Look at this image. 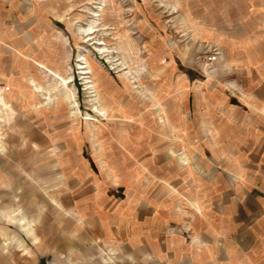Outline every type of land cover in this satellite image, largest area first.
Here are the masks:
<instances>
[{"label": "rangeland", "instance_id": "374dc122", "mask_svg": "<svg viewBox=\"0 0 264 264\" xmlns=\"http://www.w3.org/2000/svg\"><path fill=\"white\" fill-rule=\"evenodd\" d=\"M226 180L264 199V0H0V264H239ZM75 190L162 230L83 240Z\"/></svg>", "mask_w": 264, "mask_h": 264}, {"label": "crops", "instance_id": "0c3cea01", "mask_svg": "<svg viewBox=\"0 0 264 264\" xmlns=\"http://www.w3.org/2000/svg\"><path fill=\"white\" fill-rule=\"evenodd\" d=\"M252 186L247 181L238 185L233 180H226L221 185L227 189L225 197H228V208L218 219L225 221L226 235L237 239V243L241 242L240 251L244 260L239 264H264V243L260 242L261 237H264V212L258 206L264 204V199L249 193L248 189ZM78 190L72 193L76 212H73L74 215L68 213L67 219L70 220L71 216V220H75L73 225L75 222L79 227L83 240L137 243L143 236L154 237L155 232L162 230L164 224H159L156 209L150 206L153 203H150L149 207L140 208V202L134 200L133 196L116 201L109 192L102 195L105 196L103 199L98 200L100 197L95 194L88 201L87 198L79 197ZM128 204L131 206H127ZM146 243L154 247L152 240L147 239ZM209 248L213 253V245Z\"/></svg>", "mask_w": 264, "mask_h": 264}]
</instances>
